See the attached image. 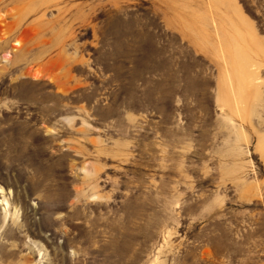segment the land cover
I'll return each instance as SVG.
<instances>
[{
	"label": "rangeland",
	"instance_id": "obj_1",
	"mask_svg": "<svg viewBox=\"0 0 264 264\" xmlns=\"http://www.w3.org/2000/svg\"><path fill=\"white\" fill-rule=\"evenodd\" d=\"M23 1L0 264H264V0Z\"/></svg>",
	"mask_w": 264,
	"mask_h": 264
},
{
	"label": "bare ground",
	"instance_id": "obj_2",
	"mask_svg": "<svg viewBox=\"0 0 264 264\" xmlns=\"http://www.w3.org/2000/svg\"><path fill=\"white\" fill-rule=\"evenodd\" d=\"M8 1V2H7ZM14 1H19V2H21V1H23V0H0V22L1 21H5V19L7 18V16L9 17V16H11L10 18H12V17H14V16H16V19L18 18V20H16V21H21L22 19H24L26 16H28L29 14H31V13H33L34 11H35V9H29V11H21L20 10V8H18V5H20V4H15V3H13ZM26 0H24L23 2H25ZM28 1V0H27ZM30 1H32V0H30ZM48 1V0H47ZM7 2V3H6ZM34 2V1H33ZM43 2V1H42ZM12 3H13V5H12ZM22 3V2H21ZM36 3V2H35ZM46 3V2H45ZM29 4L31 5V3L29 2ZM38 4V3H37ZM28 4H25V6H27ZM29 5V6H30ZM39 5V4H38ZM10 6V7H9ZM25 6H24V8H25ZM31 6H33V5H31ZM47 6V5H46ZM20 7H22V6H20ZM50 7V6H49ZM23 8V7H22ZM27 9H28V7H26ZM47 8V7H46ZM46 8H44V9H46ZM2 9H6V13H4V12H2L1 10ZM19 9V10H18ZM40 11V10H39ZM41 13V12H40ZM15 18V17H14ZM13 21V20H12ZM239 21V20H238ZM12 23V22H11ZM17 22H15V24H16ZM5 41V40H4ZM3 41V42H4ZM15 44H19V41H15ZM0 191H1V188H0ZM0 202H1V204H3V206H4V208L7 206V202L5 201V200H3V199H0Z\"/></svg>",
	"mask_w": 264,
	"mask_h": 264
}]
</instances>
